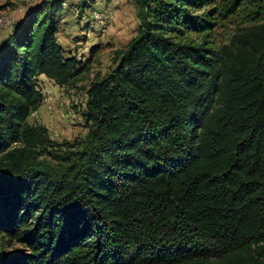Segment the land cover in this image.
Listing matches in <instances>:
<instances>
[{
  "label": "trees",
  "instance_id": "trees-1",
  "mask_svg": "<svg viewBox=\"0 0 264 264\" xmlns=\"http://www.w3.org/2000/svg\"><path fill=\"white\" fill-rule=\"evenodd\" d=\"M133 1L136 34L61 151L27 118L38 75L83 69L57 42L66 0L31 2L1 38L0 237L27 252L0 264H264V0Z\"/></svg>",
  "mask_w": 264,
  "mask_h": 264
},
{
  "label": "rangeland",
  "instance_id": "rangeland-1",
  "mask_svg": "<svg viewBox=\"0 0 264 264\" xmlns=\"http://www.w3.org/2000/svg\"><path fill=\"white\" fill-rule=\"evenodd\" d=\"M39 0H0V40L11 30L26 5ZM81 1H86L83 9ZM89 2V5H88ZM62 24L56 33L65 54L75 56L83 64L82 71L65 86H58L47 78H37L42 95L41 105L27 118L30 124L43 125L55 150L65 148L64 140L72 141L84 135L81 110L88 83L107 73L113 66L112 55L123 49L136 34L138 10L133 0H66L62 6ZM81 9V10H80ZM66 14V19L63 18ZM103 16V19L100 18ZM99 17V18H98ZM232 25L222 22L214 31L216 43L226 42ZM27 252L14 239L0 237V249Z\"/></svg>",
  "mask_w": 264,
  "mask_h": 264
},
{
  "label": "crops",
  "instance_id": "crops-1",
  "mask_svg": "<svg viewBox=\"0 0 264 264\" xmlns=\"http://www.w3.org/2000/svg\"><path fill=\"white\" fill-rule=\"evenodd\" d=\"M65 17H66V14H65V16H64L63 18H65ZM60 18H61V15H60ZM65 19H66V18H65ZM60 21H61V23H62L63 19H61ZM60 27H61V28L63 27L62 24L58 26V29H59ZM59 30H60V29H59ZM57 42H58V40H57ZM58 43H59V42H58ZM59 44H60V43H59ZM60 45H61V44H60ZM39 77H40V78H46V77H45L44 75H42V74H40Z\"/></svg>",
  "mask_w": 264,
  "mask_h": 264
},
{
  "label": "built area",
  "instance_id": "built-area-1",
  "mask_svg": "<svg viewBox=\"0 0 264 264\" xmlns=\"http://www.w3.org/2000/svg\"><path fill=\"white\" fill-rule=\"evenodd\" d=\"M99 18V17H98ZM100 18H102L103 19V16H100Z\"/></svg>",
  "mask_w": 264,
  "mask_h": 264
}]
</instances>
